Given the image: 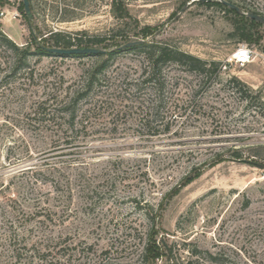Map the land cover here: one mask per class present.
Segmentation results:
<instances>
[{
  "label": "rangeland",
  "instance_id": "1",
  "mask_svg": "<svg viewBox=\"0 0 264 264\" xmlns=\"http://www.w3.org/2000/svg\"><path fill=\"white\" fill-rule=\"evenodd\" d=\"M196 1L125 0L119 19L110 0H29L28 21L22 0H0V27L20 46L60 31L103 38L81 46L105 52L150 27L146 40L221 64L209 80L169 63L148 82L142 50L121 52L76 105L88 119L64 114L59 132L29 112L66 105L101 59L33 56L31 83L2 74L0 264H264V168L246 162L264 164V62L223 68L242 44L264 53V27L241 41L232 14ZM226 1L264 17V0Z\"/></svg>",
  "mask_w": 264,
  "mask_h": 264
},
{
  "label": "trees",
  "instance_id": "2",
  "mask_svg": "<svg viewBox=\"0 0 264 264\" xmlns=\"http://www.w3.org/2000/svg\"><path fill=\"white\" fill-rule=\"evenodd\" d=\"M196 2L199 4L218 6L225 12L232 14L234 19V33L238 35L241 41L258 42V40L260 39L258 27H264V25L260 22L255 21L254 19H251L246 15L239 14L235 10L228 8L218 1L197 0ZM110 5L112 7L114 17L121 19L128 16L126 8L127 3L125 2V0H110ZM237 6H239L241 9L245 8L242 5ZM246 11L260 14L252 9H247ZM22 12L26 19L29 21L31 16V7H29V11H26L22 2ZM29 29L31 30L30 26ZM152 33L153 31L150 27L141 28L139 31H137L136 36H140L141 40L143 41L128 48H119L122 44L113 40L111 46L115 48L111 49L110 51L92 55H71V57L97 56L99 60L101 59V61L96 63L93 69L87 73V83L85 87L81 88L78 91L76 90L75 93H72L71 97L65 103L66 105H62L63 100H59L58 102L55 99L54 101H51L56 102L54 108L52 109L50 107L54 103L50 105L48 103L50 99L38 101L37 103H35V106L29 112L28 116H30L32 120H35L37 122H45L46 124H51L49 126L55 127L54 129L58 132L60 130L58 120L64 114L67 116L68 121L72 124L74 123L76 118H78L79 123L83 125V123L89 117L88 115L90 113V109H85L81 111L80 114H78V111L76 110L77 103L79 102V100H81V98L89 94L98 78L105 74L106 69L109 66V60L124 51L130 52L135 50H142L146 62L143 73L146 75L145 80L148 82H153L154 80H156V78L164 79L163 68L169 63L184 65L189 70V72H194L196 74L202 75L209 80L214 79L218 75L221 65L220 62L200 59L192 54L180 50L175 45L166 42L159 43L146 40V38ZM116 35H120V33H117ZM33 40L34 42L36 41L35 37L33 38ZM45 41L47 43L50 42V44L40 45L35 42L36 44L34 48L30 47V45L28 44L20 46L16 44L12 39H10L0 27V76L3 74L2 79L6 81L7 79L9 80V78L22 77L27 82L31 83V81L35 79L33 70L29 65V60L31 57L56 55L47 51V48L51 47H83L81 46L83 42H85L86 45L98 44L104 42V39L89 38L86 41H82L80 37H69L59 31L51 32L48 39H45ZM232 154L234 160H240L242 158L239 151H233ZM255 156L259 157V155ZM218 161L220 160H217L216 162ZM246 162L264 168V164L259 163L258 161L247 160ZM184 179H186L187 181L190 179V177L186 176ZM153 234L154 231L150 230L148 234L149 245L145 248V254L149 255V257L146 256L147 258H153L155 257V255H157V246L151 242L153 241Z\"/></svg>",
  "mask_w": 264,
  "mask_h": 264
},
{
  "label": "water",
  "instance_id": "3",
  "mask_svg": "<svg viewBox=\"0 0 264 264\" xmlns=\"http://www.w3.org/2000/svg\"><path fill=\"white\" fill-rule=\"evenodd\" d=\"M204 1H218L222 3L223 5L227 6L230 9L235 10L239 14L246 15L247 17H250L251 19H254L255 21L260 22L264 25V17L260 14H256L250 11L244 12L239 6L235 5L234 3L228 2L226 0H204ZM24 9L26 11H29V0H22ZM143 40H135L130 41L127 43H124L119 48H128L134 45H137L141 43ZM47 51L61 56H71V55H92V54H100L104 51L95 47H71V48H57V47H51L47 48Z\"/></svg>",
  "mask_w": 264,
  "mask_h": 264
},
{
  "label": "built area",
  "instance_id": "4",
  "mask_svg": "<svg viewBox=\"0 0 264 264\" xmlns=\"http://www.w3.org/2000/svg\"><path fill=\"white\" fill-rule=\"evenodd\" d=\"M256 56H259L264 62V53L257 52L254 48L247 44H242L228 57V59L223 62V68H225L227 64L231 63L243 67L244 65L252 62Z\"/></svg>",
  "mask_w": 264,
  "mask_h": 264
}]
</instances>
